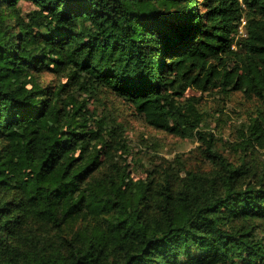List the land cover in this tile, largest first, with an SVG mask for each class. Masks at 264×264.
Instances as JSON below:
<instances>
[{"label":"trees","instance_id":"obj_1","mask_svg":"<svg viewBox=\"0 0 264 264\" xmlns=\"http://www.w3.org/2000/svg\"><path fill=\"white\" fill-rule=\"evenodd\" d=\"M0 0V264H264V111L229 159L202 96L264 106V0ZM242 19L245 36L240 34ZM66 82L51 86L43 71ZM104 90L213 163L132 176ZM179 162V160H178Z\"/></svg>","mask_w":264,"mask_h":264},{"label":"rangeland","instance_id":"obj_2","mask_svg":"<svg viewBox=\"0 0 264 264\" xmlns=\"http://www.w3.org/2000/svg\"><path fill=\"white\" fill-rule=\"evenodd\" d=\"M23 14L36 7L28 1L21 0ZM242 36V35H241ZM40 80L51 86L67 81L60 73L43 71ZM87 106L97 116L107 114L122 129L121 137L125 139L126 148H119L114 159L129 162L132 176L143 177L148 169L160 172L165 167L183 166L185 169H209L213 163L207 158L203 147L194 135L176 136L164 130L148 125L134 107L120 96L104 90L97 97H87ZM202 96L201 108L206 114V129L214 133L216 146L232 161L241 155L236 148L241 128L248 124L251 117L258 115L263 104L254 97H247L241 91L222 93L214 88L206 93L190 88L186 96ZM264 114V113H263ZM248 159L258 169L264 166V147L249 150ZM179 160V162H178ZM264 236V230L259 232Z\"/></svg>","mask_w":264,"mask_h":264},{"label":"built area","instance_id":"obj_3","mask_svg":"<svg viewBox=\"0 0 264 264\" xmlns=\"http://www.w3.org/2000/svg\"><path fill=\"white\" fill-rule=\"evenodd\" d=\"M245 23V20L244 19H242V24L240 25V34L242 35V36H245L246 34H245V32H244V29H243V24Z\"/></svg>","mask_w":264,"mask_h":264}]
</instances>
